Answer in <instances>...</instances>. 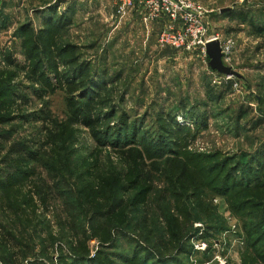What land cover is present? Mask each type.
I'll return each mask as SVG.
<instances>
[{
	"label": "rangeland",
	"instance_id": "374dc122",
	"mask_svg": "<svg viewBox=\"0 0 264 264\" xmlns=\"http://www.w3.org/2000/svg\"><path fill=\"white\" fill-rule=\"evenodd\" d=\"M57 1L64 2L57 12L73 7L71 25L61 31L44 23L46 7ZM198 1L209 11L208 32L233 38L227 65L238 76L226 80L212 72L198 50L160 48L163 19L144 23L137 0L123 15L117 12L121 0H0L2 264H72L73 250L85 251V264H157L155 252L177 258L175 264H254L246 227L264 201V186L223 194L214 187L228 162L264 148V30L258 29L264 0ZM242 12L245 19L238 17ZM66 43L73 51L59 56ZM71 55L116 80V116L140 119L147 137L156 136L151 133L166 114L183 128L175 133L177 152L153 164L158 170H151L154 189L146 206L127 212L122 226L109 228L105 213L126 197L112 180L121 170L116 150H96L88 128L66 122V97L78 87L60 81L56 71L62 69L58 59ZM226 81L232 88L221 100L205 96L207 85L224 89ZM9 88L18 90L12 95ZM188 111L200 113L202 122ZM94 155L97 162L83 167ZM139 219H147L146 227Z\"/></svg>",
	"mask_w": 264,
	"mask_h": 264
},
{
	"label": "trees",
	"instance_id": "16d2710c",
	"mask_svg": "<svg viewBox=\"0 0 264 264\" xmlns=\"http://www.w3.org/2000/svg\"><path fill=\"white\" fill-rule=\"evenodd\" d=\"M59 2L46 7L49 16L44 21L47 28L55 31H61L70 26L73 20L70 15L73 7L68 3L62 11L57 12ZM225 12L228 14L229 11ZM238 17L245 19L247 16L242 12V15ZM258 29L261 32L264 30V25H260ZM71 46L69 43L60 46L58 55L62 56L68 51H73L69 49ZM58 65H61L62 69L56 71L57 78L66 84H75L78 87L76 92L66 97L67 124H80L88 128L96 143V150L106 146H111L116 150L121 170L112 180L126 194V197H119L112 201L105 213L110 217L109 224H107L109 228L122 226L126 223L127 212L140 213L146 206L154 189L155 177L151 170L155 172L158 170L157 167L152 168L153 164H157L158 158H168L177 152L175 133L183 128L177 125L173 115L166 114L164 125H161L158 131L151 133L156 136L147 137L149 131L143 129L139 123L140 119L135 118L130 121L128 115L122 112L116 116L118 107L112 103L115 92L112 85L116 80L111 76L107 78L106 70L91 69V64L78 55L60 57ZM217 74L220 73L217 72ZM224 86V89H219V87L207 85L205 96L212 102L221 100L232 88L231 81H226ZM17 90L9 88V93L15 95ZM240 112L243 113L244 110L241 109ZM186 116L197 118V125L202 122L200 113L190 114L188 111ZM241 156L243 159L239 161L233 159L232 163L228 162L230 165L222 175L220 183L214 187L217 193L223 194L233 189L248 191L264 186L261 178L264 174V148ZM147 158L152 160L148 162ZM95 162H97V157L94 155V159H90L89 156L85 157L82 164L83 167H91ZM2 179L3 177L0 176V184L4 188L6 179ZM254 212L255 217L250 221L251 225L246 227V244L251 248H256L254 264L255 262L264 264V251L262 253L264 248V201L256 203ZM177 214H182V211H177ZM183 215H185V220H189L190 214L183 212ZM170 216L171 226H177L173 224L175 220L173 215ZM146 220L139 219L137 222L146 227ZM178 230H181L180 226ZM146 238L147 235L144 239L147 240ZM259 243L262 247H256ZM73 255L74 258L70 259L72 264L77 261L84 264L87 262L88 257L84 250H73ZM121 256L125 257V254L122 253ZM153 258L157 264H175L174 260H177L173 256L164 257L162 253L156 252L151 255V259Z\"/></svg>",
	"mask_w": 264,
	"mask_h": 264
},
{
	"label": "built area",
	"instance_id": "2783aa9c",
	"mask_svg": "<svg viewBox=\"0 0 264 264\" xmlns=\"http://www.w3.org/2000/svg\"><path fill=\"white\" fill-rule=\"evenodd\" d=\"M133 1L121 0L117 12L120 15L125 14L134 7ZM137 2L144 23L163 19L157 37L160 48L170 47L182 52L198 50L203 57H207L206 43L218 40L223 63L227 65L231 61L235 46L233 38L231 36L224 38L218 32H208L206 21L209 11L198 0H137ZM224 78L228 80L231 75H224Z\"/></svg>",
	"mask_w": 264,
	"mask_h": 264
},
{
	"label": "water",
	"instance_id": "95a60500",
	"mask_svg": "<svg viewBox=\"0 0 264 264\" xmlns=\"http://www.w3.org/2000/svg\"><path fill=\"white\" fill-rule=\"evenodd\" d=\"M206 53L209 58L208 67L211 70H215L218 73L224 75L238 76L231 66L225 65L222 61V53L220 50V45L218 40H212L206 43L205 45Z\"/></svg>",
	"mask_w": 264,
	"mask_h": 264
}]
</instances>
